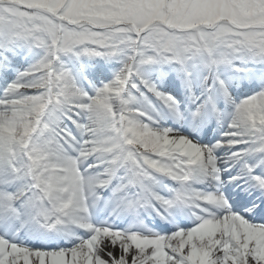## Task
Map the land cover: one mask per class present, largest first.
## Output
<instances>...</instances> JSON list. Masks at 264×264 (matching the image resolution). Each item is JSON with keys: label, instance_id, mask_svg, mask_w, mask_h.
<instances>
[{"label": "snow or ice", "instance_id": "1", "mask_svg": "<svg viewBox=\"0 0 264 264\" xmlns=\"http://www.w3.org/2000/svg\"><path fill=\"white\" fill-rule=\"evenodd\" d=\"M0 264H264V0H0Z\"/></svg>", "mask_w": 264, "mask_h": 264}]
</instances>
